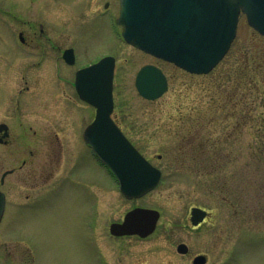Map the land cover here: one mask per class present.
Returning a JSON list of instances; mask_svg holds the SVG:
<instances>
[{"label": "rangeland", "instance_id": "obj_1", "mask_svg": "<svg viewBox=\"0 0 264 264\" xmlns=\"http://www.w3.org/2000/svg\"><path fill=\"white\" fill-rule=\"evenodd\" d=\"M118 9V0H0V123L10 134L0 145V179L12 171L0 184V264H192L197 255L206 264H264V37L240 13L226 55L208 74L194 75L125 44ZM19 31L34 37L38 51L74 47L78 67L115 58L113 115L161 171L153 191L135 200L121 195L80 135L93 109L74 97V69L61 65L58 82L46 71L52 63L30 68L37 58L17 48ZM146 64L168 81L155 101L134 87ZM48 126L60 136L54 178L61 188L54 180L42 185L43 174L29 178L33 163L43 171L51 165ZM193 207L209 213L195 228ZM133 208L159 213L153 233L109 235V225ZM180 243L184 255L176 251Z\"/></svg>", "mask_w": 264, "mask_h": 264}, {"label": "water", "instance_id": "obj_2", "mask_svg": "<svg viewBox=\"0 0 264 264\" xmlns=\"http://www.w3.org/2000/svg\"><path fill=\"white\" fill-rule=\"evenodd\" d=\"M240 12L264 36V0H120L117 24L123 26L126 43L190 73L206 74L227 52L235 37ZM113 66L109 57L76 73L80 98L96 109L84 139L115 176L123 196L136 199L157 186L161 173L137 152L110 119ZM135 87L144 99L154 100L166 91L167 83L159 69L145 66L136 75ZM4 203L0 192V220ZM190 215L191 224L196 226L206 212L194 207ZM158 218L155 210L134 208L124 215L121 223L111 224L109 232L113 236L145 238L154 231ZM186 250L183 244L177 247L178 253L184 254ZM193 264H205V257H196Z\"/></svg>", "mask_w": 264, "mask_h": 264}, {"label": "flooded vegetation", "instance_id": "obj_3", "mask_svg": "<svg viewBox=\"0 0 264 264\" xmlns=\"http://www.w3.org/2000/svg\"><path fill=\"white\" fill-rule=\"evenodd\" d=\"M105 4L108 5L107 2ZM38 26H41V25L39 24ZM39 31H40V34H39L38 38L39 37L42 38L43 37V30L42 29H39ZM14 42L16 43L17 48H20V47L25 48V49H27V51L25 50L26 52H31L29 54L30 55L34 54L32 56L37 58L36 61H34V62L31 63V67L30 68H32L34 66L40 67L44 63H52L51 66L46 65V71L48 72L47 74H51V78L53 76V78L56 79L58 82H61V70H60L61 65H63L66 68H69V69H74L73 70V74H74L73 75V80L72 81H69V84H70V86L72 88L71 90H72V92L74 94L75 99L79 103L82 102L81 99L79 98V95H78L77 91H76V88H75V79L74 78H75V72L78 69H81V68L85 67L86 65L85 66H79V67L76 65L77 64V56L75 55L76 50H75L74 47H73V49H74V55H75V57H74L73 63L71 65H67L66 64V61L63 58V54H64V50L65 49H63L61 51V44L60 43L57 44V45H53L52 44L51 47H50L51 49L49 48L46 51H44V50L38 51V50H35L34 49V46L32 45L33 42H34V37L31 40L28 39V37L24 34L23 31H19L16 34V37L14 39ZM47 42L49 43V40ZM37 46H39V45H37ZM37 52H38V55L36 56L35 53H37ZM48 58L49 59L52 58V59H50V62L49 61L46 62ZM27 91H28V87L26 88V92ZM19 94H21V93H19ZM15 103L17 104L18 102L15 101ZM94 116L95 115L93 113L92 114V117L86 122V124L80 130V135L82 137V140H83V131L93 121ZM110 117H111L112 121L115 123V125L119 129H121V127H120V125H119L116 117L113 114ZM48 127H47V130H45V132H44V136H45L46 142L48 143L47 147L50 145V149H49L50 153L49 154L51 155L50 156L51 157V160H50L51 161V165H50V167L48 169L45 168L46 171H43L38 164L36 165V164L33 163V166L34 167L31 168L32 170L29 173V178H32V180H35L37 178H40V176L43 174V176H45V178L42 179V185L45 186V185L51 183L54 180L53 181V184L57 183V186L56 187L61 188V177H58L56 179L54 178L55 177V174H57V176L60 174V173H58L56 171V168L54 167V164L58 162V157L61 154L60 136H59V133H58V131L56 129H53L50 126H48ZM33 134H35V133L33 132ZM9 136H10V134H9V128H8V126L6 124H4V123H0V145L7 143ZM84 144L90 150V147L85 142H84ZM95 160L97 161L96 158H95ZM31 164H32V162H31ZM37 166L40 167V168L36 169ZM105 171L108 172L107 169H105ZM10 173H12L11 170L4 171L2 173V175H1L2 177L0 179V184H2L4 182L3 181L4 177H6L7 175H9ZM208 216H207V218H208Z\"/></svg>", "mask_w": 264, "mask_h": 264}, {"label": "trees", "instance_id": "obj_4", "mask_svg": "<svg viewBox=\"0 0 264 264\" xmlns=\"http://www.w3.org/2000/svg\"><path fill=\"white\" fill-rule=\"evenodd\" d=\"M249 84H251V83H249ZM237 85H239V87L241 86V84L240 83H236V85H235V87L237 86ZM245 85H246V83H245ZM235 87H234V89H235ZM240 100V99H239ZM240 101H242L240 104H241V110L242 111H245V110H247L246 108H245V106L247 105V96H246V98L245 97H242L241 98V100ZM229 104V103H228ZM227 104V105H228ZM225 105V104H224ZM246 112H248V111H246ZM220 187H221V185H219ZM223 186V190L225 189V187L227 188L228 186L227 185H225V182H224V184L222 185ZM229 194V192H227V191H225V195H228Z\"/></svg>", "mask_w": 264, "mask_h": 264}, {"label": "bare ground", "instance_id": "obj_5", "mask_svg": "<svg viewBox=\"0 0 264 264\" xmlns=\"http://www.w3.org/2000/svg\"><path fill=\"white\" fill-rule=\"evenodd\" d=\"M119 5V4H118Z\"/></svg>", "mask_w": 264, "mask_h": 264}]
</instances>
